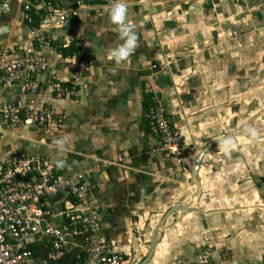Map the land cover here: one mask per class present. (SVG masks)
<instances>
[{
    "label": "crops",
    "instance_id": "obj_1",
    "mask_svg": "<svg viewBox=\"0 0 264 264\" xmlns=\"http://www.w3.org/2000/svg\"><path fill=\"white\" fill-rule=\"evenodd\" d=\"M22 1L0 0V48L3 50L0 55L17 54L13 46L19 35L28 31ZM199 1L204 4L207 0ZM58 2L63 8H77L82 12L87 7L74 0ZM112 7L105 6L108 16ZM89 8L98 7L90 5ZM138 12L140 18L145 16V11ZM100 14L97 10L95 16ZM70 24L55 27L51 34L65 42L78 40L89 23L85 20L82 27ZM8 47L12 53L6 51ZM48 53V69L37 77L46 87L35 98L58 105L66 121L53 131L29 122L5 126L0 120V161L22 153L46 158L53 169H58L56 175L63 177L92 170L91 198L102 215L101 233L115 242L116 249L127 253L126 264H140L149 251L152 230L163 213L173 204L190 201L195 191L193 168L187 158H169L159 151L144 153L149 143L142 121L143 91L131 92L124 75L120 79L122 84L108 86L107 82L114 78L112 60H106L107 63L98 59L97 67L84 68L75 56L69 59L72 57L63 58L53 50ZM96 72L100 73L96 75ZM56 81L68 82L69 86L70 82L77 85L83 82L78 90L82 94L56 99L52 91ZM93 87L99 94L88 95ZM29 98L31 95L2 92L0 112L7 101ZM243 130L235 133L237 141L230 137L205 152L198 170L199 194L188 210L177 211L167 218L146 264H200L203 253L212 264H264V143L248 138L252 150L244 152L247 142L239 135ZM64 163L67 166L63 168ZM52 203L55 214L49 222L58 224L65 218L59 212L67 209L69 202L64 195H59ZM72 261L73 253H68L54 264Z\"/></svg>",
    "mask_w": 264,
    "mask_h": 264
},
{
    "label": "rangeland",
    "instance_id": "obj_2",
    "mask_svg": "<svg viewBox=\"0 0 264 264\" xmlns=\"http://www.w3.org/2000/svg\"><path fill=\"white\" fill-rule=\"evenodd\" d=\"M25 1H22V9ZM74 1L87 6L86 11L63 8L58 0L39 2L40 13L27 24V32L22 36L18 34L19 39L13 47L17 54L42 55L48 64V52L55 51L50 41H63L51 34L53 29L60 25L70 26V23L82 27L86 20L89 24L82 30L84 35L74 39L81 47L79 55L83 67H97L98 59L112 60L114 78L107 82L108 86L122 84L120 79L124 75L131 92L154 93L157 106L150 109L149 115L153 111L162 126L151 133L145 132L149 144L144 153L159 151L165 157L187 158L193 168L203 144L231 128L244 129L239 133L247 142L244 152L252 150L250 138L264 143V0H207L204 4L199 0L119 2L130 6L122 24L114 23L109 12H105V6L117 4L115 0ZM90 5L98 8H89ZM138 9L145 11L144 17L138 16ZM97 10L101 12L98 17L95 16ZM131 37L136 43L133 42L127 57L118 59L119 49L125 47ZM8 49L6 51L12 53ZM0 52L3 53L2 48ZM71 61L66 60L67 63ZM38 83V91L23 101L32 104L33 110L48 109L53 118L43 125L33 119L12 125L29 122L57 131L66 121L65 113L57 109L58 105L35 98L46 87L39 80ZM82 84L70 82L67 89L56 81L52 86L53 97L80 96L82 93L78 90ZM88 92L93 96L95 92L99 94L95 87ZM257 112L259 116L253 118ZM169 120L172 127H169ZM3 123L5 126L11 124ZM231 138L238 139L236 134ZM92 172L85 175L91 176ZM88 187H93V183Z\"/></svg>",
    "mask_w": 264,
    "mask_h": 264
},
{
    "label": "built area",
    "instance_id": "obj_3",
    "mask_svg": "<svg viewBox=\"0 0 264 264\" xmlns=\"http://www.w3.org/2000/svg\"><path fill=\"white\" fill-rule=\"evenodd\" d=\"M23 5L26 24L38 15V3ZM48 68L46 58L30 52L0 55V93L31 95L38 91L37 77ZM53 118L48 109L33 110L21 99L7 101L0 120L7 124L33 119L43 125ZM151 131L162 123L149 115ZM86 172L63 177L41 157L14 153L0 161V264H54L73 253L71 264H126L127 253L116 249L115 242L102 233V215L92 204L91 176ZM64 195L65 218L54 224L52 199ZM40 255V259L36 256ZM200 264H212L203 255Z\"/></svg>",
    "mask_w": 264,
    "mask_h": 264
},
{
    "label": "water",
    "instance_id": "obj_4",
    "mask_svg": "<svg viewBox=\"0 0 264 264\" xmlns=\"http://www.w3.org/2000/svg\"><path fill=\"white\" fill-rule=\"evenodd\" d=\"M259 114L260 113L257 112L253 116V118L258 117ZM239 130H240V127H235L233 129H231L229 132L225 133L224 135L209 140L206 144H204V146L198 152L197 157L195 159L194 167H193V176L195 178V181H194L195 191L192 193L190 201H188L187 203H184V204H173L163 213V215L157 221V223L155 224V226L152 230L149 251H148L146 257L143 259V261L140 264H146L147 261L149 260V258L151 257V255L153 254L154 248L157 244L159 230L164 225L167 218L170 217L173 213H176L177 211L188 210L189 206L193 202L194 198L199 194L200 176H199L198 170H199V164H200L201 159H202L203 155L205 154V152L215 143L229 139Z\"/></svg>",
    "mask_w": 264,
    "mask_h": 264
},
{
    "label": "trees",
    "instance_id": "obj_5",
    "mask_svg": "<svg viewBox=\"0 0 264 264\" xmlns=\"http://www.w3.org/2000/svg\"><path fill=\"white\" fill-rule=\"evenodd\" d=\"M50 43L53 45L54 50L56 51V53L60 54L63 58H68V57H78L79 61L82 62V59L79 55V50H80V45L77 43L76 40H72L70 42H59V41H50ZM63 86L65 87H69V83H62ZM142 121L145 125V128L147 130L148 133H151V123H150V118H149V112L150 109L152 107H156L157 106V101L154 98V93L152 91H147L144 90L143 94H142ZM169 122V127L173 126V124L171 123V121H167ZM67 166V163L63 164V168ZM56 168V167H55ZM56 170H58L56 168ZM55 174L58 173V171H54Z\"/></svg>",
    "mask_w": 264,
    "mask_h": 264
},
{
    "label": "clouds",
    "instance_id": "obj_6",
    "mask_svg": "<svg viewBox=\"0 0 264 264\" xmlns=\"http://www.w3.org/2000/svg\"><path fill=\"white\" fill-rule=\"evenodd\" d=\"M126 6L123 3L115 4L111 9V20L116 24H122L126 18ZM134 37L129 38L125 47L119 49L118 59L128 56L129 50L133 47Z\"/></svg>",
    "mask_w": 264,
    "mask_h": 264
}]
</instances>
